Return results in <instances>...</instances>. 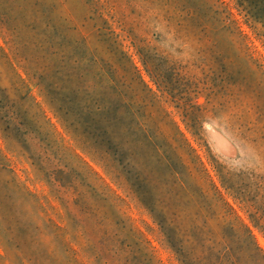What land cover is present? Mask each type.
I'll use <instances>...</instances> for the list:
<instances>
[{"label": "rangeland", "instance_id": "rangeland-1", "mask_svg": "<svg viewBox=\"0 0 264 264\" xmlns=\"http://www.w3.org/2000/svg\"><path fill=\"white\" fill-rule=\"evenodd\" d=\"M0 264H264V0H0Z\"/></svg>", "mask_w": 264, "mask_h": 264}, {"label": "trees", "instance_id": "trees-1", "mask_svg": "<svg viewBox=\"0 0 264 264\" xmlns=\"http://www.w3.org/2000/svg\"><path fill=\"white\" fill-rule=\"evenodd\" d=\"M52 91V90H54V88H52V87H49V89H48V91ZM89 115V114H88ZM88 115H85V117H87Z\"/></svg>", "mask_w": 264, "mask_h": 264}]
</instances>
